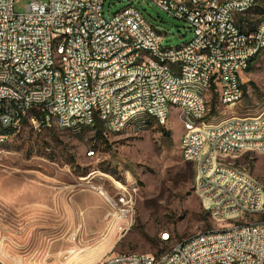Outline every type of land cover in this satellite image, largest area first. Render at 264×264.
<instances>
[{
  "label": "built area",
  "instance_id": "built-area-1",
  "mask_svg": "<svg viewBox=\"0 0 264 264\" xmlns=\"http://www.w3.org/2000/svg\"><path fill=\"white\" fill-rule=\"evenodd\" d=\"M17 1L0 0V127H7V134H0V139L11 138L27 121L33 129L51 128L57 123H64L68 132L71 128L92 129L97 121L102 122L100 112L109 111L107 93L118 96L121 108V116L112 119L116 134H135V129H147L142 120L139 128H125V119H131L134 109L146 108L161 120L165 99L174 98L173 109L177 105L189 108V118L183 123L193 140V150L178 145L181 160L192 164L194 171L196 160H204V167L215 163L208 155L197 157L196 147L206 143L199 141L192 114L208 112L201 110L193 94L183 92V84L186 80H206L213 86L221 107L235 106V81H241L244 55L263 54L264 12L262 30L250 39H239V32H230V24H239V29L251 24L257 5H264V0H231L223 11H216L217 0H198L200 10H191V0L187 6L170 5V0H128L155 5L183 21L191 34L192 47H187L186 55H160V67L152 66V71H145L147 58L138 60L139 48L153 47V53L158 54L164 36L132 5L123 8V15L105 19L104 0H31L20 14L14 12ZM224 15H233V22H224ZM56 33H63L61 55L71 54V61H66L67 75L47 76L43 62L55 63V57L48 53V44ZM220 36H227V44H219ZM197 47L209 48V57L191 59L190 50ZM261 69L264 70V62ZM163 72H173V80H164ZM94 77H101V84H94ZM128 79L137 80L134 91L125 90ZM50 88H58L57 97H50ZM51 107H58L59 115H51ZM224 124H232V131L223 132ZM258 125H264V118ZM212 129H219V136H213V141H220L217 152L222 154L264 144L261 134L259 139H251L248 118L228 117L222 119L221 128L206 127L211 134ZM224 167L226 172L233 171ZM194 179H200V187H207V191L235 192L225 177L212 179V173L202 175V171H195ZM243 179H250L258 187L259 201H254L255 216H248L235 192V199L229 200L228 216L232 209H240L242 220L236 221L231 232L197 234L177 243V249L150 254V259H142V253L126 252L108 260L99 259L95 264H264L263 188L244 173ZM200 187H193L195 194ZM135 191L133 188V195H125L120 187L113 195L101 193L108 209L105 219L123 224L119 234L128 231L132 224L133 204H128V197L134 196ZM201 204L207 215H213V221L220 216V206L204 209V202ZM167 237L173 236L165 232L158 242ZM3 242L0 237V247Z\"/></svg>",
  "mask_w": 264,
  "mask_h": 264
},
{
  "label": "rangeland",
  "instance_id": "rangeland-1",
  "mask_svg": "<svg viewBox=\"0 0 264 264\" xmlns=\"http://www.w3.org/2000/svg\"><path fill=\"white\" fill-rule=\"evenodd\" d=\"M30 2L18 0L14 12L23 13ZM127 5L164 36L162 47L190 40L183 21L149 2L104 0L102 15L108 19ZM261 67L254 63L241 76L244 94L231 108L221 107L216 99L210 114L213 99L208 91V113L198 126L264 113ZM170 113L163 127L153 123L137 135L104 132L99 137L91 129L72 134L56 126L33 129L27 121L0 144V264H95L110 252L157 255L170 251L173 243L231 225L228 220L213 221L204 212L193 191L197 161L194 171L180 157L178 144L180 140L182 147L185 134L181 112ZM227 163L264 190V154L248 152ZM120 187L132 195L136 189L132 224L123 234V224L105 219L108 209L99 194L113 195ZM162 231L172 234L171 245L158 242Z\"/></svg>",
  "mask_w": 264,
  "mask_h": 264
},
{
  "label": "bare ground",
  "instance_id": "bare-ground-1",
  "mask_svg": "<svg viewBox=\"0 0 264 264\" xmlns=\"http://www.w3.org/2000/svg\"><path fill=\"white\" fill-rule=\"evenodd\" d=\"M231 4V0H217L216 11H223V8ZM170 5L187 6L188 0H170ZM133 10H137L133 7ZM191 10H200V3L198 0H191ZM261 12H264V5H257V12H254L251 24L242 26L239 29V24H230V32H239V39H250L254 35L259 34L262 30V18ZM115 15H123V9L115 13ZM224 22H233V15H224ZM219 44H227V36L219 37ZM63 46V33H56L52 41L48 44V53L51 57H55V63L43 62V69H46L47 76H54V74L60 73V75H67V62L71 61V54L61 55V48ZM187 47H192V40H189L184 45L179 47H160L158 48V54L153 53V47L139 48L138 60H145L147 58V64H145V71H152L153 67H160L161 56H178L186 55ZM190 57L193 60H203L209 57V48L197 47L190 50ZM264 62V48L262 57H257L254 52H247L243 58L242 75L247 73L254 63ZM3 65V58H0V66ZM264 75V70H262ZM164 80H173V72H163ZM94 84H101V77H94ZM137 88L136 79H128L125 83L126 91H134ZM213 86L208 84L206 80H186L183 84V92L193 94L198 100L201 110L206 112L205 109V94L212 90ZM214 90V89H213ZM58 96V88H50V97ZM242 97V84L241 81H235V93H234V105L241 100ZM108 110L100 112L101 124L104 127V131L110 134H116V127L112 119H117L121 116V108L118 107V96L114 93H107ZM174 107V98H167L164 101V116L161 120L156 119V113L151 112L146 108H136L131 113V119H125V128H139V120L143 121V128L148 129L151 123L157 126L163 127L170 116L171 109ZM181 112V121L185 134L182 139V148L186 150H193V140L188 136L187 125L184 122L186 118H189V108L184 105H177L176 108ZM51 115H59L58 107H51ZM205 114L193 113L192 121L196 122V131L199 134V141L206 143V145H199L196 147L197 157H205L206 155L213 157L215 163H211L204 167V160H198L196 165V171H202V175H210L212 173V179H220L225 177V181H229V185L238 193L240 198V206H244V210H248V216H255L256 204L254 201H259V191L255 184L250 182V179H243V173L238 171L227 163L228 158L235 159L239 155L256 152L264 154V144H255V147H249L247 151L239 149H232L229 154H222L217 152L220 148V141H213V136H219V129H212L206 131L208 128H221L222 120L214 125H201L198 126ZM264 118V113L248 117V132L251 134V139L264 138V125H258ZM60 130H64V123L53 124ZM90 130L89 128H71L69 132L72 134H80L84 131ZM144 129H135V134L143 132ZM232 124H224L223 132H231ZM0 134H7V127H0ZM8 139H0V144L4 143ZM222 164V165H220ZM229 166L233 171L226 172V167ZM247 176V175H246ZM193 187H200V179H194ZM120 191V190H119ZM235 192L222 191V190H208L207 187H200V191L196 193L201 202H204V206L208 209H212V206H220V216H215V220L225 221V216L229 222H233L231 225L221 228L220 230L210 232H231L235 229L236 221L242 220V213L240 209H232L231 216H228V208H230V201L235 199ZM102 192H99L101 195ZM122 193L125 195H132L128 189L122 188ZM249 194L251 197H249ZM264 196V190H263ZM208 199L209 202H206ZM128 204H133L131 197H128ZM213 219V215H209ZM226 220V221H227ZM168 231H162L158 237ZM1 237V236H0ZM161 245L169 246L173 243V237H167L165 241L159 242ZM171 249H177V244L173 243ZM70 253H73L70 251ZM117 257V253H107L100 260H108L110 258ZM142 259H150V254L142 253Z\"/></svg>",
  "mask_w": 264,
  "mask_h": 264
},
{
  "label": "trees",
  "instance_id": "trees-1",
  "mask_svg": "<svg viewBox=\"0 0 264 264\" xmlns=\"http://www.w3.org/2000/svg\"><path fill=\"white\" fill-rule=\"evenodd\" d=\"M211 94H212V99L213 100H212V108L209 111L210 114L214 113V102L217 99L216 94L213 91V88H212V93ZM35 115H37V114L35 113ZM91 130H93L96 133V135L99 136V137H101L102 134L103 135L105 134L103 125L100 122H98V121L95 123L94 127Z\"/></svg>",
  "mask_w": 264,
  "mask_h": 264
},
{
  "label": "crops",
  "instance_id": "crops-1",
  "mask_svg": "<svg viewBox=\"0 0 264 264\" xmlns=\"http://www.w3.org/2000/svg\"><path fill=\"white\" fill-rule=\"evenodd\" d=\"M172 111H176V109H173V108H172V109H171V112H172ZM177 111H178V110H177ZM170 114H171V113H170ZM152 124H153V123H151V125H152ZM182 132H183V127H182ZM182 134H183V133H182ZM182 134H181V136H182ZM180 139H181V137H180ZM178 145H180V140H179V144H178ZM196 161H198V160H196Z\"/></svg>",
  "mask_w": 264,
  "mask_h": 264
}]
</instances>
